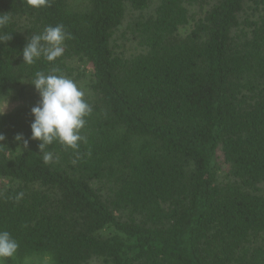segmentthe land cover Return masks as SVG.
I'll list each match as a JSON object with an SVG mask.
<instances>
[{
	"label": "trees",
	"instance_id": "obj_1",
	"mask_svg": "<svg viewBox=\"0 0 264 264\" xmlns=\"http://www.w3.org/2000/svg\"><path fill=\"white\" fill-rule=\"evenodd\" d=\"M3 13L0 106H16L0 115V229L19 243L4 264H264V0H0ZM57 24L64 54L24 64ZM37 71L92 108L79 148L54 142L49 162L31 139Z\"/></svg>",
	"mask_w": 264,
	"mask_h": 264
},
{
	"label": "clouds",
	"instance_id": "obj_2",
	"mask_svg": "<svg viewBox=\"0 0 264 264\" xmlns=\"http://www.w3.org/2000/svg\"><path fill=\"white\" fill-rule=\"evenodd\" d=\"M29 7L39 9L51 5V0H26ZM8 13L0 14V29L10 23ZM10 34L0 35V44L10 41ZM70 39V34L65 31L63 24L46 26L42 33L30 36L22 50L23 63L33 65L38 59L43 58L54 62L65 52L64 42ZM39 95V103L34 106L30 115L33 117L30 124L31 139L39 141L40 153L54 142L76 150L80 142L84 141L81 130L85 127L92 108L85 100V93L75 81L63 74H50L37 71L30 83ZM6 107V106H5ZM5 107L0 108V115ZM5 137L0 134V141ZM15 139H22L18 134ZM25 145L27 141H24ZM52 159L51 152H43L44 162ZM24 193L16 195L19 200ZM19 248L18 241L7 230L0 229V264L14 257Z\"/></svg>",
	"mask_w": 264,
	"mask_h": 264
},
{
	"label": "rangeland",
	"instance_id": "obj_3",
	"mask_svg": "<svg viewBox=\"0 0 264 264\" xmlns=\"http://www.w3.org/2000/svg\"><path fill=\"white\" fill-rule=\"evenodd\" d=\"M5 106H6V107H5ZM15 106H16V104H11L10 102H5V103H3V104L0 106V108L5 107L3 113H6V112L11 111ZM43 264H47V260H44V261H43Z\"/></svg>",
	"mask_w": 264,
	"mask_h": 264
}]
</instances>
